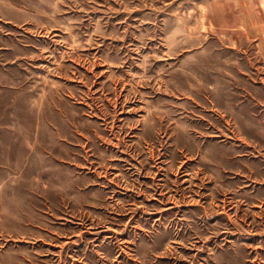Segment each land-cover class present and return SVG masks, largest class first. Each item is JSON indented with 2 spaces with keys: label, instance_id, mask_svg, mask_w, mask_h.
Masks as SVG:
<instances>
[{
  "label": "rangeland",
  "instance_id": "1",
  "mask_svg": "<svg viewBox=\"0 0 264 264\" xmlns=\"http://www.w3.org/2000/svg\"><path fill=\"white\" fill-rule=\"evenodd\" d=\"M0 264H264V0H0Z\"/></svg>",
  "mask_w": 264,
  "mask_h": 264
},
{
  "label": "crops",
  "instance_id": "2",
  "mask_svg": "<svg viewBox=\"0 0 264 264\" xmlns=\"http://www.w3.org/2000/svg\"><path fill=\"white\" fill-rule=\"evenodd\" d=\"M263 32V31H262Z\"/></svg>",
  "mask_w": 264,
  "mask_h": 264
}]
</instances>
